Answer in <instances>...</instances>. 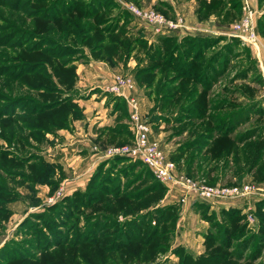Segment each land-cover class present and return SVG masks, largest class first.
<instances>
[{
  "label": "rangeland",
  "instance_id": "374dc122",
  "mask_svg": "<svg viewBox=\"0 0 264 264\" xmlns=\"http://www.w3.org/2000/svg\"><path fill=\"white\" fill-rule=\"evenodd\" d=\"M206 4L218 16V33L201 36L155 34L128 10L136 5L188 20L192 8L197 14ZM251 5L255 43L231 34L244 15L241 0H0V264H104L96 248L109 243L111 251L129 238L137 240L134 257L116 253L105 264H264V197L231 206L183 203L138 160L113 157L88 171L97 157L92 145L130 143L129 125L108 144L86 139L88 150L73 154L71 165L64 155L51 159L66 148L61 130L71 125L39 131L23 120L34 103L47 100L83 113L78 100L87 88L98 84L89 96L114 99L108 83L115 74H132L151 139L180 171L211 185L264 188V0ZM92 63L104 64L110 78L99 75L85 86L78 71L98 75ZM114 103L116 118L126 121L127 102ZM115 121L91 127L110 133L123 127ZM83 241L97 245L70 248ZM68 251L75 255L68 258Z\"/></svg>",
  "mask_w": 264,
  "mask_h": 264
},
{
  "label": "built area",
  "instance_id": "2783aa9c",
  "mask_svg": "<svg viewBox=\"0 0 264 264\" xmlns=\"http://www.w3.org/2000/svg\"><path fill=\"white\" fill-rule=\"evenodd\" d=\"M241 2L244 15L239 22L232 24L231 30L234 33L231 32V34L255 43L258 40L255 32L256 13L251 5V0H241ZM128 10L136 16L138 21L140 20L149 26L155 34L199 35L218 33V31H211V29L202 26L189 25L182 16L171 19L153 8L142 9L136 5H130ZM136 89V82L132 74L119 73L112 78L108 90L126 100L130 108L129 126L133 138L130 143L110 146L105 150H101L97 144L92 145L97 157L94 162L92 161L93 164L89 166V172L102 160L119 156L129 157L140 160L147 165L155 177L168 187L169 194H178V200L183 203L202 200L231 206L241 201L248 202L254 197L258 199L264 197V188L253 183L232 186L211 185L204 179L195 180L180 171L177 162L171 158L164 146L151 139L152 124L141 109L140 101L135 95ZM60 196L61 193L57 195V199Z\"/></svg>",
  "mask_w": 264,
  "mask_h": 264
},
{
  "label": "crops",
  "instance_id": "0c3cea01",
  "mask_svg": "<svg viewBox=\"0 0 264 264\" xmlns=\"http://www.w3.org/2000/svg\"><path fill=\"white\" fill-rule=\"evenodd\" d=\"M254 4L256 6L257 4V0H253ZM192 2V1H191ZM196 8V7H195ZM192 8L191 12L188 13V15L191 17H189L187 15L188 20H186V22L188 23V21L190 22H197V24H190L191 25H196V26H201L202 24L207 25V27L210 28H206V29H211L214 31V29H216L215 26H217V21L215 20V18H218V16L216 17L215 15H210L208 21H204V20H197V15H199L198 13L196 14L195 11L196 9ZM201 24H200V23ZM205 28V27H204ZM189 35V34H188ZM201 36V34H199ZM262 56V55H261ZM260 58V57H259ZM264 59V56L262 58V60ZM96 63V62H95ZM263 64V68H264V61H262ZM94 69L96 71H98V75L95 74L93 71H89L87 67H85L86 69H80L78 71V76H79V82H82L83 85L88 86L91 85V82L93 81V79L99 75V77H102V75H104L107 78H110V72H106V68L104 67V64H93ZM82 70H84V73L82 74ZM108 80V79H107ZM110 84V82L108 83V85ZM98 85V84H97ZM97 85L95 86H90L89 88H87V90H89V92L92 90V88L97 87ZM108 85L106 90H108ZM86 90V89H84ZM89 92L88 95H86L87 97L78 100L79 105L81 106V108L83 109V117L81 119H77L71 122V128H73L72 130H61L62 134L61 136L65 137V144L61 146V148L63 149V147H66L65 149H63L62 151H60L59 148L55 149V153H52L53 156H51V159L54 160L56 157V159H60L61 161L65 158V160H67V162H71L75 163V161L73 160V154H76L77 152H80L81 154L85 153V151L88 150V148L86 146H84V141L88 138H94L99 142H104V144H108L109 141L111 139L114 138H120V136H116V135H120V134H113V132L107 133V132H102L100 134H96L94 133V131L92 130L91 127V123L93 122V124L95 122H99V123H105L111 120H116L114 124H127L129 125V113L128 110L126 112L127 116L126 117V121H118V119L116 118L117 115L121 116L119 114L120 110H118V108H116L114 111L112 110V108H115L116 104L114 102H124L126 103V100L123 97L117 96L116 94H114V99L116 101H113L114 99H108V97L104 96L101 99H97L96 98V93L91 92L90 96H89ZM110 92V91H109ZM112 93V92H110ZM84 96V95H82ZM127 104V103H126ZM128 108V107H127ZM111 110L110 116L107 117V111ZM114 128V127H113ZM130 129V126L128 127ZM121 130V128L119 129ZM131 130V129H130ZM103 134V135H102ZM94 145V144H93ZM74 150V151H72ZM84 151V152H83ZM61 155H64L66 157L63 158V156L61 157ZM92 157L94 158L95 155L93 154ZM91 157V158H92ZM87 159L89 158V156L87 155L86 157ZM55 159V160H56ZM64 161V160H63ZM175 196V195H174ZM177 196V195H176ZM172 200H174V197H170ZM192 202V201H191ZM194 202V201H193ZM244 203V201H241Z\"/></svg>",
  "mask_w": 264,
  "mask_h": 264
},
{
  "label": "trees",
  "instance_id": "16d2710c",
  "mask_svg": "<svg viewBox=\"0 0 264 264\" xmlns=\"http://www.w3.org/2000/svg\"><path fill=\"white\" fill-rule=\"evenodd\" d=\"M225 12L226 11L224 10V7H223L220 10V14H218V15L222 16V13H225ZM198 14H199V17L200 16H204L206 18L209 17L212 14L210 5L209 4L202 5L200 7V9H199V13ZM208 14H209V16H208ZM85 18H87V17H85ZM67 19H72L73 21L75 20L72 17H68L65 20H67ZM55 20H57V19H52L50 21L51 22H56ZM85 20H88V18L85 19ZM174 34H178V33H174ZM201 35H207V34H201ZM195 38H197V39H195L197 41L203 40L206 44L208 42L207 39L205 40V38H208V37H195ZM65 69H67V68H65ZM30 70H32V69H30ZM29 73L32 76H34V77H38V78L43 77V78H46V79L48 78L47 77V73H46V75L42 74L41 76H40V74L39 75H34V73H36V72H33V74H32V72H29ZM67 74L69 75V77H71V75L69 73H67ZM73 77L75 79L77 78V73L76 72L73 74ZM30 84H32V83H30ZM30 86H32L33 88H35V87L38 88V87H41V86H45V84L44 83H38V84L34 83V85H30ZM58 103H59L58 101H54V100L44 101L42 104L40 103L39 106L36 105L37 103H34L33 107L32 108L30 107L31 110H29V111L24 113L26 118L23 119V120L27 121L26 122L27 125H30L32 128L38 129L39 131H41V130L53 131L56 128H61L63 126L64 127L70 126L73 118L82 117L83 116L82 110L80 109V107L78 105H76V107L74 105H71L69 108H61V106H63V105L58 104ZM63 123H64V125H62ZM125 127L126 126L123 125L121 130H119L117 128H112V132L115 135L117 133L122 134V132L125 131V129H126ZM131 137L133 138V134H132ZM259 150L261 151V148H259ZM115 158H127V157H120L119 156V157H115ZM258 160H260V159H258ZM138 161H140V160H138ZM140 162L145 166V168L148 170L149 173L153 174V172L147 167V165H145L142 161H140ZM154 177H155V175H154ZM156 182L159 183V186H161L162 188H166L167 189V187L162 182H160L158 179L156 180ZM160 221H161V219H158V221H153V222H155V225L158 226ZM125 231L126 230H124L122 234H125V236H126L127 234H126ZM121 237H122V235L120 234L119 236H117V239H120ZM128 240H129L128 242H123L122 245H114L115 249L111 250V251L106 249V248H110L111 244H109V243L106 245L105 249L100 247V249H101L100 250L99 247H97L96 249L98 250V253H99L98 256H96L94 253H91L90 251H88L89 256L90 257H95L96 256L97 258L104 257V258H106L105 261H107V260H109V258H110L109 256L110 255L118 253L121 257H124L126 259L132 258V257H134V253L136 252L135 250H136L137 246H135L134 243L137 240H135V239L131 240V238H129ZM64 244L68 245V242H66ZM82 244H90L92 246H96L97 245V241H90V242L89 241H83L81 244L80 243L72 244L73 246H71L70 248L75 250L76 248L81 247ZM59 245L61 247V245H63V244L60 243ZM142 245H143V247H147L149 244L148 243H143ZM131 251H134V253H131ZM66 255L69 258L70 256L75 255V253L71 254L68 251V253ZM85 260H86L87 263L91 262V260H88L86 258L83 259V261H85ZM98 260L100 262H104V264L106 263L104 260H101V259H98Z\"/></svg>",
  "mask_w": 264,
  "mask_h": 264
}]
</instances>
